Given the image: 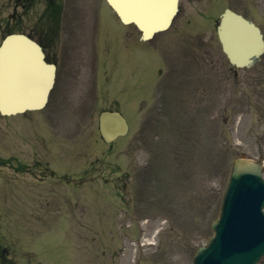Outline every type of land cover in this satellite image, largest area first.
<instances>
[{
	"label": "rangeland",
	"instance_id": "obj_1",
	"mask_svg": "<svg viewBox=\"0 0 264 264\" xmlns=\"http://www.w3.org/2000/svg\"><path fill=\"white\" fill-rule=\"evenodd\" d=\"M81 1L84 2L86 0ZM205 1L206 2L203 4L202 2H184L182 15H188L186 19L189 20H195L198 16H208L211 20L213 17L211 15L210 6L204 7V5L208 1V3L212 5V2H215V0ZM233 6H239L241 9L247 12L250 11L252 7L248 0H233ZM85 7L89 8L91 12L94 9L96 15L94 17L89 14L80 16L83 19L79 34L83 37L86 36L85 38L91 39L95 33L93 29L97 24L98 9L97 4L88 3L85 5ZM100 7H102V5ZM104 8L105 10L101 11L103 18H99L102 26L100 29L97 28V37H100L101 39L105 38L106 29L104 24L109 22L110 18L108 15L111 13L108 8L105 6ZM253 13L255 14L259 23L264 25V20L261 18V16L264 15V0H256L255 5L253 6ZM87 20L88 22L90 20V26H88ZM126 30L127 29L125 28V33ZM179 30H181V27ZM121 31H123V29H121ZM128 31V35L126 33V36L123 37L121 35L120 37L121 46L119 45V39H117L116 53L112 52L109 56H107L108 69L111 68L112 72L115 73L114 76L117 80H130L129 88L134 87L135 89H141L142 86L149 82L152 73L155 72L156 66L151 60V57L147 55L149 57L148 58L145 55L146 52L145 54L138 53L139 47L131 49L129 54L122 50V47H124L129 52L128 46L131 45L132 42L137 41L138 38V34L134 32L132 28L129 27ZM118 35L119 32H117V36ZM114 37V35H111L112 39H114ZM167 37L168 40L166 39ZM173 40V35L162 34L161 37L157 39V45L159 47L160 44L166 43L162 48L164 52L171 53L173 50H175L179 53V49H177L175 44H172L171 42ZM100 45L98 46L99 49ZM95 55L97 57V54ZM185 55L186 52L185 54L182 53L181 66H184L186 62L187 58ZM103 56L104 55L101 57L103 58ZM72 57L75 59H80L78 53L73 54ZM91 57H95L92 53V49L88 55L89 59H91ZM83 63V65L81 64L80 67L78 65L75 67L81 68V72L79 74L75 72L76 75L78 74L76 77L77 80H83L86 76V71L84 70V67H86L85 58ZM262 78H264V71L262 72ZM101 79V71L97 70V80L101 81ZM255 83L256 80L253 78L249 79V84L251 85V87H249L250 90ZM82 85L83 83H80V81L75 82L76 87L72 93H70V97H76L81 94L83 91ZM139 85L141 87H138ZM247 89L248 88H243V91H247ZM101 91H104V89ZM117 93V95H120L121 90H118ZM233 95L236 96V91L235 89L230 88L227 97H231ZM109 96L110 95H108V97ZM130 96H133V94L131 95V91ZM133 100H135V98H133ZM105 104L106 102H101V105ZM66 106H68V104ZM242 110L243 109L240 108L238 114L239 116H236L242 117V119L236 118L234 126L230 125L229 129H226L228 131L233 129L231 148L235 152V147L237 144H244V146L240 147L241 151H247L252 155H256V157H259L262 152L264 153V145L261 144L260 138H257V142H260L263 151H261L259 143H256L255 145L254 138L251 134L246 141L242 140L243 132L246 131L248 127L256 125L250 121L252 117H254L256 120V106L255 104H252L250 108H246V110H249L250 112L249 115L241 114ZM122 114L125 117L127 116L123 108ZM228 114L232 119L233 107H230ZM6 121L8 125H4L3 119L0 118V158L3 157L11 159L18 157L23 162L30 164L33 160V152L35 150L38 152L39 150L38 142L34 137L33 130L29 129V134L31 137L30 139L27 138L19 128L14 127L12 119ZM48 132L49 130H47V139L50 138ZM95 137L96 135L93 134V138ZM85 138L88 139L89 134H87ZM186 153V151H182L179 152L177 156H166L167 159L162 160V162L159 164V168L157 165L156 168L154 167L153 169L150 167V169L154 171H151L149 173L150 176L147 178H150V182H157L156 177L159 173L171 171L176 177L175 180L177 182L182 179L187 180V184L176 192L179 201L174 205L172 216L180 223H184L186 230H189L193 224L197 226L199 223L200 231L189 239L188 233H185L184 230H176L171 232L173 228L172 222L169 225L167 222L163 226V230L156 240V246L152 249L138 253V257L144 258V264H191V259L195 248L198 245L205 243V239H201L200 241L198 240L204 234H206L208 228L205 218L210 216V212H207V206L210 199L209 197L211 196L210 191L211 189H222L225 185L224 183H226V178L229 172L227 167H229L231 159H226L227 151L215 152L209 149L204 152L203 156H201L200 162L193 160L188 163V166H185L183 164L181 165L182 158L180 157ZM43 155L44 153L40 154L41 157H43ZM146 159L149 161L148 157H146ZM105 160L113 162L114 155L106 157ZM124 162V157H118L117 163L122 166L123 170H127L128 167ZM223 172H225L226 175L223 174ZM31 181L32 178L28 175H19L13 169L7 167L0 168V183H3L4 185V187L0 186V242L1 246L4 248L3 255H9L10 258L16 260V264H55L56 261H60L62 259V254L65 253L67 255V260L64 264H92L93 253L89 250H86L82 242L85 238H87V235L85 232H83V229H79L80 231H71L70 233L73 235L69 234V238H65L61 236L62 234L59 233V230H55L58 233L55 234L53 230L39 229V225L35 222L38 216L36 218H32L28 213L20 215L21 208L22 210L26 209V211L29 212L27 207L24 206V202L22 203V199H20V197L28 191ZM123 181L125 180L122 179L117 183L109 182L107 186H105V181L102 182V185H100L97 193V208H100L99 213L102 214V208L104 207H108L110 210L113 209L117 211L118 214L119 212L121 213L120 209L122 205L116 198V194H118V192L126 191L125 193L127 195V201L130 209L129 213L133 217L138 216L139 212H141V208L143 206L142 202L145 203L148 202V200L153 202L155 201L156 198H153L156 196L155 192H150V195L143 199H129L128 196L129 194H132L133 189L131 185L127 183L124 187ZM22 186L24 188L23 191L21 188ZM138 189L139 187L137 186L136 190ZM138 199L139 201L141 200V205H137ZM112 214L114 219L115 214ZM198 215H201L199 220ZM148 217L150 220L147 226V231L150 232L160 223H157L154 213L148 214ZM74 218L80 222L82 215H79L78 212H75ZM118 220L120 219L116 218L113 220V222H117ZM100 222L104 223L101 220ZM168 242L170 243L172 249L164 250V247L168 244ZM180 248H182V250L176 254V250ZM159 254H162L163 257L159 256ZM129 256H127V258H129Z\"/></svg>",
	"mask_w": 264,
	"mask_h": 264
},
{
	"label": "bare ground",
	"instance_id": "obj_2",
	"mask_svg": "<svg viewBox=\"0 0 264 264\" xmlns=\"http://www.w3.org/2000/svg\"><path fill=\"white\" fill-rule=\"evenodd\" d=\"M159 8V7H158ZM151 12V9L147 11V14H149ZM25 48L23 46H20L19 47V51L21 54H18L16 57V71H19L20 73V76L21 77H17L14 81H13V86L12 87H16V86H19L21 83H26L24 80L25 78H27L29 81L27 82V84L29 85V87L31 85L33 86H37L39 87L41 85V83L43 82V79H41V76L38 74L36 77L35 75L33 74V69L36 67L35 66V63L32 59V56L27 54L26 52L22 51L24 50ZM23 83V84H24ZM12 87L9 88V94L12 93ZM3 88V87H2ZM17 89V88H16ZM15 89V94H17V91ZM6 90H3L4 93L7 92ZM35 92V98L38 97V95L40 94V92L37 90V91H34ZM21 94V93H20ZM20 100L21 97L19 98Z\"/></svg>",
	"mask_w": 264,
	"mask_h": 264
}]
</instances>
